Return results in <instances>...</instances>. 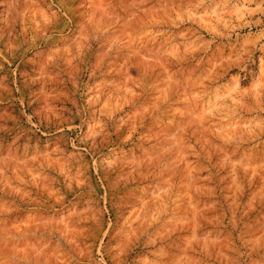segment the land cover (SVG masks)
<instances>
[{
	"label": "rangeland",
	"instance_id": "rangeland-1",
	"mask_svg": "<svg viewBox=\"0 0 264 264\" xmlns=\"http://www.w3.org/2000/svg\"><path fill=\"white\" fill-rule=\"evenodd\" d=\"M0 264H264V0H0Z\"/></svg>",
	"mask_w": 264,
	"mask_h": 264
}]
</instances>
